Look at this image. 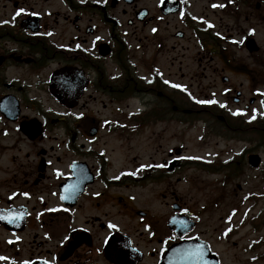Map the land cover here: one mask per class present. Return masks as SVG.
I'll list each match as a JSON object with an SVG mask.
<instances>
[{
  "label": "flooded vegetation",
  "instance_id": "af4514ba",
  "mask_svg": "<svg viewBox=\"0 0 264 264\" xmlns=\"http://www.w3.org/2000/svg\"><path fill=\"white\" fill-rule=\"evenodd\" d=\"M252 1L0 0V264H164L189 240L208 242L225 264L206 214L175 188L222 194L231 181L262 180L264 62ZM219 14L244 18L246 31L217 24ZM55 88L76 98L60 102ZM167 122L184 132L201 123L202 140L226 142L202 154L157 149L161 158L115 172L117 141ZM241 194L244 205L264 197Z\"/></svg>",
  "mask_w": 264,
  "mask_h": 264
},
{
  "label": "rangeland",
  "instance_id": "374dc122",
  "mask_svg": "<svg viewBox=\"0 0 264 264\" xmlns=\"http://www.w3.org/2000/svg\"><path fill=\"white\" fill-rule=\"evenodd\" d=\"M261 1L263 3L262 5H264L263 0H257V2L252 1L253 5H246V9L248 11L247 18H250L251 21L254 22L253 24H256V29L258 30L256 41L259 39L260 42H258L262 47L261 58L263 60H261V62L263 63L264 22L262 20V14L257 13L259 11L257 10V4H261ZM248 6H250V8H248ZM251 12L257 14H252ZM211 19L217 24L221 22L229 24L230 28L234 27V23L241 22V24H239L241 30L244 32L246 31V29H242L243 27H247L244 18L237 19L230 17L228 14H219L218 16H211ZM239 56H241V54H239ZM242 57L248 62V54ZM149 59L152 62H157V64L161 61L159 56L158 58ZM187 64L193 67L192 70L196 68L194 62L187 61ZM258 69L259 66H255V70ZM187 71L188 70H184L183 72L185 75L183 81L195 83V80L192 79V75H188ZM195 87L197 88V86ZM132 104L136 106L134 101ZM122 108L127 111L125 106ZM193 123H195V121H193ZM195 125H193V129L184 132L179 129L177 124L167 122L166 124H159L154 128L147 127L141 135L138 134L129 140L123 138L117 141L115 145L117 148L115 154L117 158V169L115 172L120 169L121 165L128 167L129 163L127 160L134 165L136 161H145L146 159L147 162L151 157H159L154 156L157 149H160L162 153L163 151H167L170 147L181 146L186 148V154H195L196 152L202 154L208 151L214 152L213 150L221 149L222 146L224 147L223 144L226 141L215 135H213V137L211 136L209 139L206 138L202 140V124L196 123ZM182 128L185 127L183 126ZM221 135L224 136L222 133ZM204 141L209 142L205 143ZM240 146L243 145L237 142L232 143V147L240 148ZM262 157L264 163V156ZM184 174H186V171ZM187 174H191V171H188ZM263 174L264 172L262 171V180L257 178L251 181L250 178L247 177L244 182L231 181L226 191L222 194L220 188L216 191L212 188H207L208 193L204 194L201 193L198 188H196V190H190L188 184L178 185V187L176 186L175 188V193L187 203V207L195 212L201 213L202 211V214H206L204 215L202 226H210L212 228L210 233L211 241L216 244V247L221 248L220 250L223 252L225 264H264V197L256 198V203L244 205L245 203L243 204L241 202L242 192L253 194L255 191L264 195ZM151 193L154 196H158L156 191ZM138 194H141V196L147 198V200L152 199L151 194L149 196L147 191H138ZM214 199H220L222 201V204L217 208L212 205ZM204 206L205 208H203ZM222 233H227L229 235V240L222 241L220 239ZM261 240H263V242H261Z\"/></svg>",
  "mask_w": 264,
  "mask_h": 264
},
{
  "label": "water",
  "instance_id": "95a60500",
  "mask_svg": "<svg viewBox=\"0 0 264 264\" xmlns=\"http://www.w3.org/2000/svg\"><path fill=\"white\" fill-rule=\"evenodd\" d=\"M169 260L173 264H220L206 243L199 249L191 247L190 243H182L169 253Z\"/></svg>",
  "mask_w": 264,
  "mask_h": 264
},
{
  "label": "snow or ice",
  "instance_id": "6c2138e0",
  "mask_svg": "<svg viewBox=\"0 0 264 264\" xmlns=\"http://www.w3.org/2000/svg\"><path fill=\"white\" fill-rule=\"evenodd\" d=\"M23 11V10H21ZM175 87H181L180 85H175ZM212 101H200V103H211Z\"/></svg>",
  "mask_w": 264,
  "mask_h": 264
}]
</instances>
